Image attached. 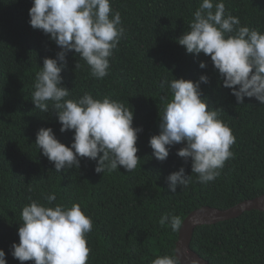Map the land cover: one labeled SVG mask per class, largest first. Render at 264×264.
<instances>
[{"label": "trees", "instance_id": "trees-1", "mask_svg": "<svg viewBox=\"0 0 264 264\" xmlns=\"http://www.w3.org/2000/svg\"><path fill=\"white\" fill-rule=\"evenodd\" d=\"M202 0H111L121 14L125 35L110 58L109 74L94 79L86 63L75 72L79 56L69 52L61 73L71 99L90 92L102 100L121 101L134 112L133 127L141 128L137 148L140 161L132 172L123 167L97 174L96 162L81 159L79 169L55 172L54 165L35 145L41 128H52L56 138L71 146L74 132H60L55 112L35 109L31 99L35 75L44 58H56L57 45L42 30L29 24L33 0H0V250L7 264H21L11 255L19 243L21 212L31 200L46 204L54 192L60 203H78L93 221L87 234L91 249L87 264H152L157 256L173 254L178 231L158 223L165 213L182 221L193 211L208 207L227 210L264 195V104L255 98L236 103L209 56L186 53L178 39L188 30ZM218 2V0H217ZM226 14L239 17L241 26L264 33V0H224ZM206 67L201 69L200 63ZM209 78L201 84L204 97L231 129L234 158L225 162L220 176L202 184L187 163L176 155L183 144L171 148L165 162L157 161L149 146L160 134V117L171 100L163 79ZM102 155V153L100 154ZM184 167L192 183L176 192L166 178ZM31 189V191L29 190ZM190 249L209 264H264V213L251 211L237 219L196 228ZM24 264H34L26 261Z\"/></svg>", "mask_w": 264, "mask_h": 264}, {"label": "clouds", "instance_id": "clouds-1", "mask_svg": "<svg viewBox=\"0 0 264 264\" xmlns=\"http://www.w3.org/2000/svg\"><path fill=\"white\" fill-rule=\"evenodd\" d=\"M29 24L42 30L60 49L56 58H44L43 67L35 75L32 103L43 113L55 112L61 124L60 132L73 131L71 146L62 144L52 128H41L36 133L35 145L39 152L54 165L55 172L79 169L81 159L96 162L95 172L103 174L123 167L128 173L138 165L136 146L141 128L133 127L134 112L121 101L104 97L94 98L85 92L71 99L63 86L61 73L67 67V55L75 52L79 62L75 72L86 63L90 75L103 80L110 68V58L125 35L121 14L111 7V0H33L29 10ZM177 43L186 53L211 58L222 86L231 90L237 104L245 97L264 104V33L241 26L239 17L226 14L224 0H202L193 13L188 30ZM204 69L206 64L201 62ZM199 80L163 79L159 87L169 88L172 98L160 117V134L150 138L153 157L165 162L172 147L183 144L176 155L185 163L191 160L192 175L206 184L220 176L225 162L234 158L230 150L235 137L230 127L220 119L223 108H212L204 97ZM102 153V155H100ZM184 167L167 178L168 190L186 189L192 183ZM31 191V189H29ZM21 212L22 224L18 228L19 243L11 245V255L21 264H87L91 249L87 234L93 221L78 203L71 207L53 202L54 192L43 196L46 204L31 200ZM159 225L172 232L181 229L180 216L163 214ZM179 249L173 254L157 256L152 264H181ZM0 264H7L5 252L0 250Z\"/></svg>", "mask_w": 264, "mask_h": 264}, {"label": "water", "instance_id": "water-1", "mask_svg": "<svg viewBox=\"0 0 264 264\" xmlns=\"http://www.w3.org/2000/svg\"><path fill=\"white\" fill-rule=\"evenodd\" d=\"M251 211L264 213V195L251 201L242 202L235 207L223 211L204 207L191 212L183 220L175 245V248L179 249L178 256L181 264H209L190 249L191 240L196 228L213 226L218 223L237 219L243 213Z\"/></svg>", "mask_w": 264, "mask_h": 264}]
</instances>
